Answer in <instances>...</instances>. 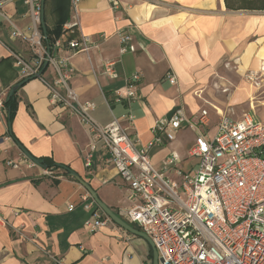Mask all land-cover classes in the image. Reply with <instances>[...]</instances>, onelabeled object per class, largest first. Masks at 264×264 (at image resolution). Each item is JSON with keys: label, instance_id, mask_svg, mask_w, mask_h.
<instances>
[{"label": "crops", "instance_id": "0c3cea01", "mask_svg": "<svg viewBox=\"0 0 264 264\" xmlns=\"http://www.w3.org/2000/svg\"><path fill=\"white\" fill-rule=\"evenodd\" d=\"M75 1L81 34L99 46L88 53L63 54L74 69L70 85L81 103L95 105L91 115L102 126L112 121V112L127 127L125 115L130 113V134L143 146L154 138L151 129L155 120L168 118L175 107L182 106L187 115L215 107L213 83L226 87L229 66L245 76L264 65V6L261 11H230L224 0H119V6L113 8L109 0ZM4 12L19 27L28 25L21 2L7 4ZM71 14L72 0H44L43 23L48 31L68 21ZM120 34L132 38L134 52L119 53ZM17 53L27 57L28 48L9 37L0 18V96L7 97L23 80L14 63ZM107 61L115 62L116 78L103 74ZM133 74L140 76V100L129 105L116 102L115 95L124 92L125 80ZM168 75L175 78L174 85L168 82ZM43 76L55 78L50 68ZM253 90L244 80L230 95L228 105L239 108L251 101ZM261 99L257 112L248 107L235 118L251 111L264 124V97ZM16 102L10 129L7 109L0 112V264H54L48 254L64 264H152L149 244L114 223L93 233L85 229L86 220L103 213L63 170H49L51 175L43 176L38 166L14 169L5 164L22 154L17 148L20 144L34 158H49L76 172L112 212L119 214L129 205L126 185L100 145L90 168H85L88 134L84 125L61 107L49 104L48 90L39 79H30L20 87ZM189 133L183 129L173 140L153 145L148 153L152 166L161 169L163 161L175 153L183 170L194 135L190 133L186 145L178 139ZM87 204L89 210L84 208ZM70 205L72 211H68Z\"/></svg>", "mask_w": 264, "mask_h": 264}, {"label": "built area", "instance_id": "2783aa9c", "mask_svg": "<svg viewBox=\"0 0 264 264\" xmlns=\"http://www.w3.org/2000/svg\"><path fill=\"white\" fill-rule=\"evenodd\" d=\"M21 2L26 7L28 25L21 28L5 14L7 4ZM113 8L119 0H109ZM0 18L11 39L26 44L28 56L14 54L21 79H39L48 90V101L78 118L88 134L83 155L85 168H90L97 146L107 152V161L126 185L128 206L119 211L125 222L136 226L153 243L158 264H264V124L254 121L248 113L235 118L234 107L225 110L211 107L217 120L211 127L207 109L187 115L182 106L173 109L168 118L155 120L151 129L153 140L143 146L130 134L132 116L128 113L127 127H123L112 112V121L102 126L92 117L93 103H81L70 85L74 69L64 53H88L99 44L81 34L76 1L72 0V14L62 26L59 37L45 44L47 35L41 27L42 0H0ZM103 40V36H100ZM119 53L134 52L129 35H119ZM55 78L43 76V65ZM115 62L103 64V74L116 78ZM264 75V65L257 72H248L245 79L257 88ZM138 74L125 80L124 92H117L116 102L128 105L140 100ZM167 80L175 84V78ZM227 91V90H225ZM6 95L0 96V112H6ZM106 105L107 99L104 97ZM252 101V100H251ZM251 101L249 108L253 110ZM185 129L194 135L188 159H196V167L185 172L178 165L180 159L171 153L162 168L155 169L149 149L164 139L171 141ZM5 164L14 169H32L36 165L20 153L16 160ZM43 176H50L43 169ZM172 174V177L170 176ZM73 205L68 211L73 210ZM89 210L91 205L84 206ZM0 221H3L0 218ZM111 221L104 214L86 220L85 229L93 233ZM54 264L62 260L48 254Z\"/></svg>", "mask_w": 264, "mask_h": 264}, {"label": "rangeland", "instance_id": "374dc122", "mask_svg": "<svg viewBox=\"0 0 264 264\" xmlns=\"http://www.w3.org/2000/svg\"><path fill=\"white\" fill-rule=\"evenodd\" d=\"M244 68H240V71H242ZM228 73V78H230V82H228L226 84V87L219 85V86H215V83H213V106H215L218 109L221 110H225L229 105V97L230 95L233 93V91L244 81L245 76H243V72H238L237 69L235 67H233V65L229 66V68L227 69ZM217 79H219V77H217ZM260 85L259 87L255 88L254 93L252 94V101L251 103L253 104V109H255V111L257 112L260 108L261 105L259 102L262 101V97H264V75L260 78L259 80ZM227 88V91H224ZM206 93V92H205ZM196 96V95H195ZM197 97V96H196ZM198 98V97H197ZM200 99V98H199ZM249 102L250 99L244 103L241 106L234 107V112H235V117H236V113L238 115H241L243 112H246L248 110L249 107ZM263 106V105H262ZM207 108V107H206ZM209 114L211 116V119L213 120V126L215 121L217 120L216 117V112L214 109H208ZM248 114L252 117V119L256 122L261 121L260 117L257 116L255 113L248 111ZM183 130V128L181 129ZM180 130V131H181ZM192 136L189 133L188 135H182L181 137H179L178 141H180L183 145L187 144L188 141H190L189 139H191ZM196 159H188L182 166L183 170H189L191 167L195 168L196 167Z\"/></svg>", "mask_w": 264, "mask_h": 264}, {"label": "water", "instance_id": "95a60500", "mask_svg": "<svg viewBox=\"0 0 264 264\" xmlns=\"http://www.w3.org/2000/svg\"><path fill=\"white\" fill-rule=\"evenodd\" d=\"M43 3H44V0H42L41 27H42L43 30H45L44 23H43ZM46 67H47V63H44L43 71L46 69ZM31 79H35V78H31ZM29 80L30 79H23L22 81H20L16 85H14L10 89L7 98L9 99L15 91H17L20 87H22ZM7 113H8V119H9V110H7ZM8 127L10 129L9 121H8ZM17 148L22 152V154L28 160H30L36 166L41 167L40 161L38 159L34 158L33 156H31L20 144H17ZM58 167L60 169H62L65 173H67L69 175V177L74 179L79 185H81V187H83V189L89 194V196L91 197V199L93 200L95 205L102 211V213L107 218H109V220L112 223H114L115 225H117L121 229L127 231L128 233L144 239L149 244V246L151 248V251H152V264H158V256H157V252L155 250V247H154L152 241L144 233H142L138 229L132 227L130 224L125 222L119 215H117L116 213L112 212L108 207H106L101 202V200L98 198L96 192L90 187V185L86 181H84L76 172L72 171L71 169H69V168H67V167H65L63 165H58Z\"/></svg>", "mask_w": 264, "mask_h": 264}, {"label": "trees", "instance_id": "16d2710c", "mask_svg": "<svg viewBox=\"0 0 264 264\" xmlns=\"http://www.w3.org/2000/svg\"><path fill=\"white\" fill-rule=\"evenodd\" d=\"M224 5H225V8L227 10H230V11H238V10H257V11H261V10H263L264 0H224ZM64 23L65 22H62V23L56 25L50 31L45 29V33L47 35V41H46L45 44L49 45L52 38L60 36V34L62 33V26H63ZM16 92L17 91H15L9 99L7 97L5 99L6 109L9 110V119H8V121H9L10 124H11V122H12L14 116H15L16 107H17ZM13 139L15 140L14 137H13ZM15 142H17V141L15 140ZM38 160L41 163V168L42 169H49V170H59L60 169L58 167V165L55 164L49 158H40ZM60 170H62V169H60ZM63 174L66 177L72 179L71 177H69V175L67 173L64 172ZM150 258H152V255H150Z\"/></svg>", "mask_w": 264, "mask_h": 264}]
</instances>
